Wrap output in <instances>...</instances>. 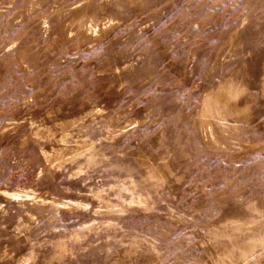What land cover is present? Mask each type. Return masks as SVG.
Listing matches in <instances>:
<instances>
[{
    "label": "rangeland",
    "instance_id": "374dc122",
    "mask_svg": "<svg viewBox=\"0 0 264 264\" xmlns=\"http://www.w3.org/2000/svg\"><path fill=\"white\" fill-rule=\"evenodd\" d=\"M0 264H264V0H0Z\"/></svg>",
    "mask_w": 264,
    "mask_h": 264
}]
</instances>
